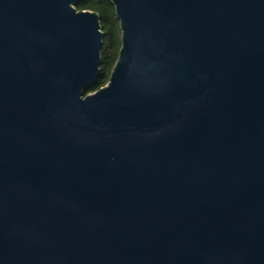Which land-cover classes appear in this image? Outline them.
<instances>
[{
	"label": "water",
	"instance_id": "1",
	"mask_svg": "<svg viewBox=\"0 0 264 264\" xmlns=\"http://www.w3.org/2000/svg\"><path fill=\"white\" fill-rule=\"evenodd\" d=\"M0 0V264H264V0Z\"/></svg>",
	"mask_w": 264,
	"mask_h": 264
},
{
	"label": "trees",
	"instance_id": "2",
	"mask_svg": "<svg viewBox=\"0 0 264 264\" xmlns=\"http://www.w3.org/2000/svg\"><path fill=\"white\" fill-rule=\"evenodd\" d=\"M78 11H93L99 16V24L103 33L100 51V74L95 84L85 91V94L97 91L109 79L110 72L117 59L120 48V28L113 4L110 0H78L75 5Z\"/></svg>",
	"mask_w": 264,
	"mask_h": 264
}]
</instances>
